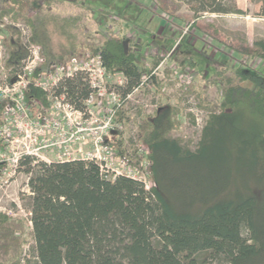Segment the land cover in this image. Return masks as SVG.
Wrapping results in <instances>:
<instances>
[{
	"label": "trees",
	"instance_id": "obj_1",
	"mask_svg": "<svg viewBox=\"0 0 264 264\" xmlns=\"http://www.w3.org/2000/svg\"><path fill=\"white\" fill-rule=\"evenodd\" d=\"M192 1L200 4L198 12H243L221 0ZM33 2L4 0L0 17L28 21L31 40L51 51L45 25L49 17H31ZM73 20L64 17L62 25L70 48L59 55L51 51L44 67L54 60H68L80 49L69 27ZM194 24L206 29L197 18ZM225 43L245 57L264 59V38ZM91 54L101 55L108 74L124 76L126 82L119 87L124 96L152 72L141 66L143 53L132 49L123 36L113 34ZM158 64L157 60L154 66ZM83 76L64 78L57 90L79 109L91 92ZM152 79L162 90L157 76ZM214 80L222 81V90L215 99L203 96L201 106L208 118L195 149L171 135L177 126L175 107L167 104L145 117L141 137L148 147L149 178L154 182L149 189L126 175L105 177L95 160L33 164L35 157L27 156L23 164L31 174L35 244L24 263L18 260L19 225L1 213L3 263L264 264V74L236 68L233 75L218 72ZM30 96L48 104L43 89L32 87ZM124 154L121 148L115 156Z\"/></svg>",
	"mask_w": 264,
	"mask_h": 264
},
{
	"label": "rangeland",
	"instance_id": "obj_2",
	"mask_svg": "<svg viewBox=\"0 0 264 264\" xmlns=\"http://www.w3.org/2000/svg\"><path fill=\"white\" fill-rule=\"evenodd\" d=\"M33 1L34 6L32 5L29 15L38 16L39 19L49 17L45 25L50 32L51 51L54 55L70 48L71 42L62 31L63 18L67 17L69 22L74 19V23L68 25L75 33V40L80 44L77 45L80 49L73 55L91 54L96 47H101L115 34L127 38L132 49L143 53L142 67L149 71L156 69L154 75L161 83L162 90L156 89L151 78L150 85H146L142 92L126 100L118 109L114 117V128L105 134L114 152L111 160L113 163L107 164L110 174L118 167L117 161L121 156L117 157L115 154L122 148L124 155L131 159L130 165L137 170V177L146 179L151 186L154 185L149 178L148 147L141 137L145 117L167 104L175 107L177 126L171 135L181 138L184 143L195 149L208 118V111L201 106L204 103L203 96L215 99L222 90V81L214 80L216 74L225 71L227 76L233 75L236 68L264 74V59L245 57L225 43L226 39L232 41L245 37L252 42L264 38V0H221L226 7L237 5L243 10L242 13L198 12L196 9L200 4L189 0H89L87 4L86 0ZM3 2L4 0H0V7ZM195 18L200 25L206 27L205 30L194 24ZM11 21L25 22L31 32L33 31L24 19H14L9 15L0 17V39L3 46L0 56V85L6 82V78L10 79L16 75V66L27 58L30 51L21 31L11 24ZM38 46L41 47L45 64L46 58L48 59L52 52L41 45ZM157 60L159 64L154 66ZM55 61L58 60L51 63ZM148 75L149 73H145L144 77ZM86 77L83 76L85 82ZM120 82H123V85L126 82L122 74L109 77L107 92L115 87L121 91L118 86ZM59 99L70 102L74 109L77 108L66 94L60 95ZM108 99V93H94L89 99L83 100L79 120L85 125H90L91 117L98 119L97 122L106 120ZM41 104L53 117V112L57 111L54 108L55 100L48 99V104L42 101ZM0 114L3 119V109ZM18 136L22 138L15 147L29 145V150L33 151L32 155L38 161H59L60 155L64 159L69 158L68 160L86 159L88 153L96 152L88 134L85 135L84 141L75 142L68 149L51 145L39 150H33L38 144L31 142L30 138L23 137L19 132ZM40 137L43 138L42 144H50L55 141L56 135L46 130ZM120 141L122 146H119ZM66 151H71L72 154L64 155ZM96 159L100 162L99 158ZM18 168L15 175L2 174L0 178V214L6 213L10 221L19 225L17 235L21 239V245L16 258L24 263V258L30 255L35 244L30 220L31 189L28 178L31 174L27 172V165L23 162ZM13 170L14 168H11V171ZM12 256L14 257V254ZM1 261L0 264L12 263L9 260L3 263L4 259Z\"/></svg>",
	"mask_w": 264,
	"mask_h": 264
},
{
	"label": "built area",
	"instance_id": "obj_3",
	"mask_svg": "<svg viewBox=\"0 0 264 264\" xmlns=\"http://www.w3.org/2000/svg\"><path fill=\"white\" fill-rule=\"evenodd\" d=\"M11 24L21 31L30 51L27 58L19 66H16L18 67L16 75L10 79L6 78V82L0 85V103L3 108V121L0 124V178L3 176L2 174L15 175L20 163L27 156H34L32 155L33 151L29 150V145L22 148L15 147L16 143L20 142L22 138L18 136V132L22 133L23 137L30 138L34 144H38L33 150L51 145H60L68 149L72 147L73 143L84 141L85 135L88 134L91 136L96 152L88 153L86 159L95 160L99 158L100 162L97 159L95 161L100 165L101 172L105 177L110 178L111 176L114 179L118 175H126L141 180L147 189L151 188L150 182L148 183L146 179L137 177V170L130 165L131 159L129 156H121L117 161L118 167L113 169L112 174H110L109 165L107 164L113 163L111 160L114 152L107 142L105 134L112 127L114 128V117L118 109L123 106L126 100L142 92L146 85H150V79L156 73V69L152 70L147 77L143 76L142 81L125 96L116 87L107 92V79L112 75L107 73L100 54L72 55L68 60L50 63L44 68L45 59L42 57L41 47L31 40L32 32L28 24L15 21H11ZM1 48L3 46L0 39V56L2 53ZM77 74L87 76L86 81L91 88L89 97H92L94 93L109 94L106 120L97 122L98 119L91 117L89 120L90 125H85L82 120H79L82 111L78 108L74 109L70 102L66 103L59 99L60 95L65 94L57 93L60 82L66 77H73ZM122 85L123 82L118 84L119 87ZM32 87L43 89L49 100H55L56 105L54 108L57 111H55L56 113L53 112V117L41 104V100L30 96ZM38 108L41 110L39 111ZM46 130L56 135L55 141L50 144L41 143L43 138L40 136ZM66 154L70 155L72 152L66 151L64 155ZM60 156L59 161L69 159ZM37 162L39 161L35 158L34 163ZM104 163L106 166H104ZM11 168H14V170L11 171Z\"/></svg>",
	"mask_w": 264,
	"mask_h": 264
}]
</instances>
